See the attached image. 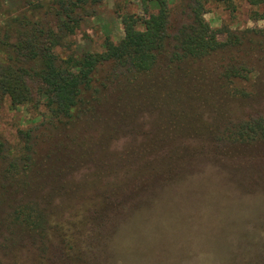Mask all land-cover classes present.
<instances>
[{
  "label": "trees",
  "instance_id": "16d2710c",
  "mask_svg": "<svg viewBox=\"0 0 264 264\" xmlns=\"http://www.w3.org/2000/svg\"><path fill=\"white\" fill-rule=\"evenodd\" d=\"M104 1L0 0V110L31 108L41 117L9 135L0 132V264H26V252L33 264H176L173 229L186 235L189 228L173 210L179 200L197 201L207 182L193 168L182 171L186 155L166 148L161 166L168 174L176 168L177 175L160 183L168 196L163 206L145 196L158 173L129 188L77 176L92 163L111 167V154L101 158V143L89 149L77 127L98 123L118 138L132 125L138 134L142 103L168 106L162 120L186 134L193 133V122L200 121L198 133L215 117L207 137L193 138L198 150L190 147L186 154L236 156L235 168L260 167L248 182H264V27L213 28L205 18L207 4L232 0H138L143 12L121 14L118 41L106 35L100 49L77 51L73 36ZM245 1L250 19L264 20V0ZM248 102L260 103L261 111L233 112ZM153 136L142 143L170 142ZM133 153L136 161L139 154ZM42 178L57 186L40 183ZM182 191L191 197L183 198ZM63 192H82L81 203L56 205ZM58 213L66 218L57 219ZM259 218L233 219L229 232L248 234V248L258 249L262 259ZM196 254L210 261L202 246Z\"/></svg>",
  "mask_w": 264,
  "mask_h": 264
},
{
  "label": "rangeland",
  "instance_id": "374dc122",
  "mask_svg": "<svg viewBox=\"0 0 264 264\" xmlns=\"http://www.w3.org/2000/svg\"><path fill=\"white\" fill-rule=\"evenodd\" d=\"M232 1L233 4L231 5L223 1L207 4L205 18L213 28H220L225 23L231 24L235 28L264 27V20L250 19L251 6L245 0ZM125 12L140 14L143 9L138 0H105L98 8V14L83 23L81 29L73 36L75 49L80 52L87 49H100L106 35H111L115 41H118L124 34L121 14ZM142 105L145 117L143 116L140 119L139 124L140 126L143 125V132L138 134L132 132V125L117 135L118 138H115L116 135L112 136L111 131L108 132L104 126L98 123L91 125L89 128L77 127L81 137L87 140L89 149H96L98 147L95 146L101 143L102 147L99 154L101 158L104 153L111 154L109 159L111 167L108 171H105L103 166L92 163V167H83L80 173H77V176L81 177L83 175L84 177L87 175V179H90V177L93 179H107L129 188L135 184L136 187L142 186L144 183L141 180L158 173L151 182L149 181L151 187L147 186L145 196L146 198L158 200L163 206L166 203L162 199L168 196L165 194V185L160 183L165 182L168 175L169 177L171 175L176 176L177 173L176 168H174V172L168 174L166 169L161 166L163 164L161 162L166 151L171 148L174 150L173 148L176 147L179 149L177 153L179 155L183 154V156L186 155L189 161H186V167L182 171L193 168L192 170L207 179V182L203 184L204 187L198 193L200 197H197V201L195 198L193 201L192 198L179 200V205H175L176 207L173 210L175 218L182 223L185 222L184 224L189 228L185 232L186 235H183V232L179 233L176 228L173 229L172 238L177 246L175 263L244 264L246 260H250L251 264H264V255H262V259H258L259 257L257 258L255 252L258 249L250 250L248 248V242L251 240L248 234H244L240 238L239 236L234 237L233 233L229 232L234 228L232 227L233 221L241 220L244 216H261L264 219V182L261 181V184L258 185L248 182L252 180L255 173L260 172V167L235 168L232 160H239L238 157H222L213 152L208 156L197 154L199 155L198 158L194 159L197 155L191 157L186 154V150L190 147L198 150L194 145L193 138L207 137L206 130L210 128L208 126L210 123L216 124L214 122L215 117H210L208 120L210 123L203 129L204 131L198 133H195L194 129L198 130L200 128V121L193 122V133L186 134L183 129L178 128L176 123L162 120L165 118L164 115L169 108L168 106L155 109L153 106L146 107L144 103ZM259 105L258 102L238 104L233 112L239 114L258 112L261 108ZM35 116L36 113L31 108L21 107L18 110L10 111L5 107L0 110V132L9 135L7 134L8 130L23 128L31 121H37L41 118H35ZM163 122H166V125ZM150 135L151 137L154 135L153 138H155V135H160L162 140H170V142L162 141L156 147L146 146V142H142ZM186 145L188 147L182 150V146ZM134 150L139 154L136 161L132 159ZM157 156L161 157L160 162H156L155 157ZM195 164H198V166ZM193 165L194 167H192ZM178 168L181 170V166ZM199 169L201 170L199 171ZM40 183L51 185V187L57 186L53 179L48 178L40 179ZM39 194L33 193L32 195L34 198H39ZM181 194L183 198L191 197V194L187 192L182 191ZM81 196L82 192L77 196H68L63 192L55 197V204L64 203L69 199L81 203ZM187 203H189L187 206L182 207ZM63 218L66 217L62 213L57 214V219L62 221ZM240 239H242L241 242ZM201 246L206 251V256L210 258L207 263L203 261L199 254H196V247L199 249ZM256 246L258 247V245ZM23 256L27 261L26 264L34 263L31 253L26 252Z\"/></svg>",
  "mask_w": 264,
  "mask_h": 264
}]
</instances>
